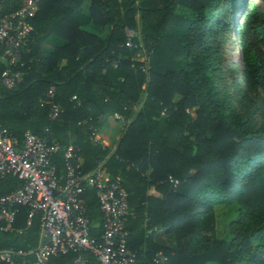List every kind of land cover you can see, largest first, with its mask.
Returning a JSON list of instances; mask_svg holds the SVG:
<instances>
[{"label": "trees", "instance_id": "1", "mask_svg": "<svg viewBox=\"0 0 264 264\" xmlns=\"http://www.w3.org/2000/svg\"><path fill=\"white\" fill-rule=\"evenodd\" d=\"M21 2L0 0L6 12ZM248 2L90 0L84 12L83 0H39L17 65L21 80L0 83L1 124L18 142L27 130L57 142L50 160L60 183L68 146L76 170L89 172L101 160L110 178L121 179L133 209L124 218L127 244L143 264L156 253L166 256L163 264H264V125L234 106L223 77V43L243 8L241 92L257 98L264 116V11ZM127 28L137 32L135 46L125 45ZM52 35L60 41L45 46ZM51 101L61 107L56 117ZM110 115L126 121L114 151L89 136ZM21 185L15 175L0 177V196ZM80 200L97 241L103 222L95 187L86 186ZM15 207L0 249L28 252L39 243V213L28 218L25 206ZM156 228L174 235L175 248L153 242ZM78 254L94 261L86 250L46 264H72Z\"/></svg>", "mask_w": 264, "mask_h": 264}, {"label": "built area", "instance_id": "2", "mask_svg": "<svg viewBox=\"0 0 264 264\" xmlns=\"http://www.w3.org/2000/svg\"><path fill=\"white\" fill-rule=\"evenodd\" d=\"M39 0H22L13 11H3L0 3V57L5 61L0 71V83L7 87L21 80L22 72L17 68L23 52L28 51L31 40L29 17L37 9ZM137 32L126 29L125 45L135 46L133 38ZM140 51L137 52V55ZM148 55L139 68H148ZM20 65H23L22 61ZM54 87L49 89L52 96ZM60 105L50 103L51 117L58 116ZM126 122L124 118L120 117ZM90 138L105 145L97 126H90ZM55 141H48L30 130L25 131L20 142L0 122V177L17 176L22 185L14 191L0 196V230L12 226L16 217L15 205L26 207L28 218L39 213V243L28 251L0 249L3 264H46L51 257L68 252L89 251L94 261L78 254L72 264H143L135 250L127 244L129 232L124 218L133 213L128 203V193L119 177L110 178L103 161L89 172L82 173L74 165L71 146L64 150L65 177L63 183L51 163V155L60 149ZM86 186L96 189L102 215V233L96 241L90 235V221L85 206L80 200ZM32 255V260L29 256ZM166 256L156 253L148 264H163Z\"/></svg>", "mask_w": 264, "mask_h": 264}, {"label": "rangeland", "instance_id": "3", "mask_svg": "<svg viewBox=\"0 0 264 264\" xmlns=\"http://www.w3.org/2000/svg\"><path fill=\"white\" fill-rule=\"evenodd\" d=\"M249 6H256L264 11V0H249ZM244 9L240 8L236 12L239 26H231L226 34L223 43L224 50V83L226 84V92L234 106L245 116L250 117L253 122L264 125V116L256 109V97L243 96L241 92L243 88L242 70L243 61L240 52V44L243 40V16ZM264 97V94H262ZM264 105V102H263Z\"/></svg>", "mask_w": 264, "mask_h": 264}, {"label": "crops", "instance_id": "4", "mask_svg": "<svg viewBox=\"0 0 264 264\" xmlns=\"http://www.w3.org/2000/svg\"><path fill=\"white\" fill-rule=\"evenodd\" d=\"M90 0H83L82 8L84 12L88 11ZM98 30V29H94ZM104 32V31H102ZM60 41L59 37L52 35L48 38L45 46L51 47ZM125 131V123L117 115H110L102 119L100 135L106 146L114 151L118 145L119 139ZM151 230H147L150 232ZM152 240L154 243L170 248H175V239L172 233L167 232L163 228L152 230Z\"/></svg>", "mask_w": 264, "mask_h": 264}]
</instances>
